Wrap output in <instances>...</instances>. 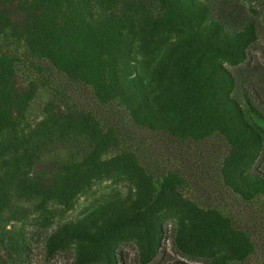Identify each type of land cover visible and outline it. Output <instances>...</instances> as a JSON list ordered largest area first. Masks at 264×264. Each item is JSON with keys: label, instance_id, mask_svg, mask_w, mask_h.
Segmentation results:
<instances>
[{"label": "trees", "instance_id": "trees-1", "mask_svg": "<svg viewBox=\"0 0 264 264\" xmlns=\"http://www.w3.org/2000/svg\"><path fill=\"white\" fill-rule=\"evenodd\" d=\"M260 22L264 0H0V264H123L127 245L153 264L168 241L178 257L160 264H264L248 224L187 198L177 172L112 153L116 128L67 94L81 85L182 141L219 136L222 184L264 206ZM48 72L64 97L30 123ZM102 182L112 190L67 219Z\"/></svg>", "mask_w": 264, "mask_h": 264}, {"label": "rangeland", "instance_id": "rangeland-1", "mask_svg": "<svg viewBox=\"0 0 264 264\" xmlns=\"http://www.w3.org/2000/svg\"><path fill=\"white\" fill-rule=\"evenodd\" d=\"M257 34L258 39L250 50L264 70V22H260L257 26ZM50 73L44 75L45 83L39 85V91L28 109L26 118L30 123L42 118V107L45 102L53 100L56 95L60 97L58 92H63L60 89L62 80L57 76L47 78ZM261 86L264 90V85ZM67 94L68 101L92 110L103 122L112 124L116 128L120 142L112 153L121 150L133 152L154 178L159 179L168 171L177 172L188 182L184 189L187 198L202 207L219 208L248 224L246 228L251 231L253 239L259 246L260 255L264 259V206L258 203H245L222 184L219 169L226 152L222 138L216 135L201 142L182 141L165 132L138 127L131 122L123 107L115 103L104 106L97 104L89 89L81 85L70 86L67 88ZM57 103L61 104L58 101ZM112 188L110 182L96 185L92 193L94 196L79 197L73 210L66 213V218H76L94 200L101 198ZM167 244L165 256L158 257L153 264H160L163 259L178 257L169 247V241ZM121 255L123 264H134L135 252L132 245L122 247ZM43 263L45 262L41 261L38 264Z\"/></svg>", "mask_w": 264, "mask_h": 264}]
</instances>
